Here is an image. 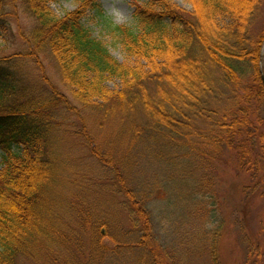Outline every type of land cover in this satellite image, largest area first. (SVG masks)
I'll list each match as a JSON object with an SVG mask.
<instances>
[{
    "label": "trees",
    "instance_id": "1",
    "mask_svg": "<svg viewBox=\"0 0 264 264\" xmlns=\"http://www.w3.org/2000/svg\"><path fill=\"white\" fill-rule=\"evenodd\" d=\"M189 1L192 11L170 0L134 3L132 25L118 26L96 0H77V9L61 17L50 9L52 0H21L34 26L20 35L22 51L0 56V264L23 259L33 264H177L159 241L145 203L118 168L135 162L136 153L143 162L163 166L166 193L175 168L172 156L185 158L186 190L192 174L201 173L192 190L198 203L213 196L211 165L229 156L247 179L241 189L245 214L234 222L244 246L242 264H264V208L254 231L247 212L255 199L264 202V27L252 32L263 0ZM10 6L15 5L0 0L4 42ZM89 8L90 21L121 42L133 64H120L93 36L84 24ZM42 55L54 59L78 107L45 78ZM113 80L120 88L111 92L106 83ZM71 117L80 125L73 137L109 170L115 180L111 191L128 202L131 242L115 240L104 233V225L91 222L83 206L86 179L76 185L74 200L62 194L75 185L63 174L60 153L62 125ZM90 121L98 130L108 129L110 140L134 145V153L126 145L116 156L97 149L92 127L87 130ZM72 215L74 227L66 222ZM211 224L210 264H221L225 223L218 218Z\"/></svg>",
    "mask_w": 264,
    "mask_h": 264
},
{
    "label": "rangeland",
    "instance_id": "2",
    "mask_svg": "<svg viewBox=\"0 0 264 264\" xmlns=\"http://www.w3.org/2000/svg\"><path fill=\"white\" fill-rule=\"evenodd\" d=\"M170 1L178 9L185 11H192L193 9L189 0ZM8 2L15 6L7 7V11L11 12L12 17L9 19L8 42L0 39V56L11 57L16 52L24 49L20 35L29 31L34 26V21L24 14L21 0H8ZM96 2L103 14L110 18L115 25L131 26L134 3L143 4L145 0H96ZM49 7L54 14L61 17L65 13L74 12L78 7V3L77 0H52ZM84 13L83 17L88 21L84 24L92 31L93 36L107 46L110 54L122 65L133 64L134 60L127 57L123 44L111 39L107 32L97 27L94 21H90L91 17L94 16L91 9H86ZM228 23L227 20H221V24L226 25ZM263 27L264 0L254 16L253 34L261 31ZM41 60L45 78L59 93L68 98L71 105L78 107L77 103L73 101L71 92L61 83L54 59L51 56L42 55ZM106 87L112 92L118 90L120 84L117 80L108 81ZM81 113L86 116V113ZM58 115L59 113L56 111L52 114L55 118ZM62 126L64 132L60 136V153L63 159L61 160L64 163L62 166L63 174L68 184H75L74 187L69 185V190L67 188L62 191L63 196L69 197L70 195L69 198L74 200L72 195L73 191H77L76 185L83 184L82 180L86 179L87 190H85L83 206L87 209L91 222L98 226L104 225L102 227L104 233L114 239L131 242L134 240L131 236L134 230L127 211L128 202L124 195L111 191L114 188V176L108 169L99 166L93 160L89 155L87 145L80 138L73 137L80 132V125L76 117L69 118ZM88 129L94 135V140L96 139L97 149H101L104 153L112 152V156H116V153H121V150L125 148V143L120 144L119 141H115L114 137L110 140V131L106 128L98 130L93 121H90L89 126L87 125ZM126 146L129 147L128 144ZM134 149V145L129 147L131 153ZM137 154H135V162L129 160L120 163L118 168L122 169L121 174L125 180L132 185L142 203H145L159 241L175 258L176 263L210 264L207 237L214 228L211 222L217 221L219 218L223 219L225 223L219 244L221 264H242L244 246L238 238L239 233L234 228V222L239 216L245 214L244 209L241 207V189L246 185L247 179L245 174L238 172L230 157L228 156L226 159L214 162L211 165L213 169L210 180L213 187L209 194L213 196L198 203L199 200L195 198L192 190L195 183L200 180L201 173L192 174L186 190L188 163L185 158L172 156L175 168L170 169L169 175L173 179L169 182L168 193H166L167 186L163 166L152 161L143 162L141 161L142 155ZM128 163L132 166L126 170L125 166ZM80 202L76 201V203ZM263 208L264 202L258 199H255L249 205L247 212L250 216V227L253 231L256 230V216ZM71 218L66 222L74 227L77 223L76 218L73 215ZM19 264L33 263L23 259L19 261Z\"/></svg>",
    "mask_w": 264,
    "mask_h": 264
},
{
    "label": "water",
    "instance_id": "3",
    "mask_svg": "<svg viewBox=\"0 0 264 264\" xmlns=\"http://www.w3.org/2000/svg\"><path fill=\"white\" fill-rule=\"evenodd\" d=\"M263 55H264V43H263V48L261 50V61H262V65H263ZM262 75V82H263V87H264V73H261Z\"/></svg>",
    "mask_w": 264,
    "mask_h": 264
}]
</instances>
